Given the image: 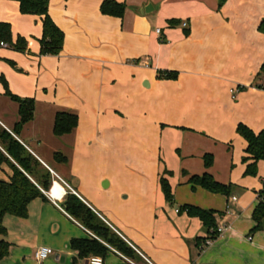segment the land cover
<instances>
[{
  "label": "crops",
  "instance_id": "1",
  "mask_svg": "<svg viewBox=\"0 0 264 264\" xmlns=\"http://www.w3.org/2000/svg\"><path fill=\"white\" fill-rule=\"evenodd\" d=\"M104 1L50 0L65 39L58 55L42 56V18L0 0V23L10 25L14 43L27 42L25 52L0 48V125L11 132L20 120L2 78L13 94L35 100L18 140L58 179L55 197L42 191L46 199H35L27 218L4 217L10 249L0 264H88L99 256L81 257L75 240L105 245V264H264V231L251 232L264 162L246 175L248 144L237 132L240 124L264 131V0H112L125 5L122 19L104 15ZM58 112L78 116L71 134L54 135ZM205 173L232 184V195L193 188L190 178ZM12 174L0 167V180ZM69 193L112 230L113 247L64 209ZM185 205L220 213L224 233L210 239L199 218L179 211ZM40 247L54 251L41 263Z\"/></svg>",
  "mask_w": 264,
  "mask_h": 264
},
{
  "label": "trees",
  "instance_id": "2",
  "mask_svg": "<svg viewBox=\"0 0 264 264\" xmlns=\"http://www.w3.org/2000/svg\"><path fill=\"white\" fill-rule=\"evenodd\" d=\"M20 5V11L25 15H34L42 18L43 37L40 41V54L58 55L64 46L65 35L62 30L52 20L49 14L50 0H11ZM226 0H220V6ZM125 5L112 0H106L101 6L104 15L123 18L125 14ZM174 24V22H172ZM260 32L264 33V20L259 27ZM0 40L9 44L10 48L25 52L27 42L23 38H17L14 43L9 24L0 23ZM260 75L264 77V64ZM173 77V74L167 72L160 73L159 77ZM6 89V96L19 106L20 120L11 129V132L0 125V167L8 165L13 174L9 180H0V260L8 256L10 244L3 239L6 234V228L3 224L6 215H12L18 218H27L30 204L37 198L46 199L42 190L49 191L52 182L51 172L18 140L22 127L34 119L36 103L33 98H21L13 94L8 88L6 80L2 79ZM78 126V116L68 112H58L55 118L54 135L62 137L71 134ZM238 134L244 138L248 144L244 158L245 163H249L246 175L255 176L258 172V163L264 162V131L260 133L253 132L246 125L240 124L237 128ZM55 159L66 161L61 153L55 154ZM214 158L210 154L204 156L206 168L213 165ZM171 175L172 173L167 172ZM189 183L196 188L197 186L214 194L231 196L234 190L232 184L226 185L218 182L215 178L205 173L202 176H192ZM160 184L166 201L174 204V193L172 187L165 177H161ZM258 205L253 213L255 227L252 233L264 231V182L263 188L258 194ZM64 209L74 218L80 220L97 237L101 238L108 245L114 243L112 230L76 195L69 193L63 204ZM180 212H187L190 217L199 218L212 240L219 237L217 215L220 213L213 210H204L195 206L185 205L179 209ZM200 241H202L200 239ZM205 241V240H204ZM117 246V245H115ZM72 247L77 250L81 257L90 255L103 256L107 247L97 240L91 241H73ZM117 249V248H116Z\"/></svg>",
  "mask_w": 264,
  "mask_h": 264
},
{
  "label": "built area",
  "instance_id": "3",
  "mask_svg": "<svg viewBox=\"0 0 264 264\" xmlns=\"http://www.w3.org/2000/svg\"><path fill=\"white\" fill-rule=\"evenodd\" d=\"M182 26L187 27L188 24L186 22H184L182 24ZM157 33L160 34L161 29H157ZM0 48L7 49V48H10V46L7 42L0 40ZM42 191L44 193L48 194L50 196V198L53 199L54 196L51 194L52 189L50 190V192H46L44 190H42ZM236 200H237V198L234 197L233 201H236ZM224 231H225V228H223V227L218 228L219 236L222 235L224 233ZM249 240H251V238H249ZM211 242H212V240H208L206 244H210ZM53 254H54V251L51 248L40 247L35 252V259L37 262L41 263V262H44L45 260H47ZM128 261H130V260H128ZM88 264H105V261L101 256H93V257L89 258Z\"/></svg>",
  "mask_w": 264,
  "mask_h": 264
},
{
  "label": "rangeland",
  "instance_id": "4",
  "mask_svg": "<svg viewBox=\"0 0 264 264\" xmlns=\"http://www.w3.org/2000/svg\"><path fill=\"white\" fill-rule=\"evenodd\" d=\"M52 174V173H51ZM54 182H58V179L52 174V182H51V187L49 189V191H46V192H50V190L52 189V186L54 184ZM60 196V195H59ZM55 197V196H54Z\"/></svg>",
  "mask_w": 264,
  "mask_h": 264
},
{
  "label": "bare ground",
  "instance_id": "5",
  "mask_svg": "<svg viewBox=\"0 0 264 264\" xmlns=\"http://www.w3.org/2000/svg\"><path fill=\"white\" fill-rule=\"evenodd\" d=\"M63 196V193L61 192L60 196H58L59 198Z\"/></svg>",
  "mask_w": 264,
  "mask_h": 264
},
{
  "label": "water",
  "instance_id": "6",
  "mask_svg": "<svg viewBox=\"0 0 264 264\" xmlns=\"http://www.w3.org/2000/svg\"><path fill=\"white\" fill-rule=\"evenodd\" d=\"M147 11V10H146Z\"/></svg>",
  "mask_w": 264,
  "mask_h": 264
}]
</instances>
